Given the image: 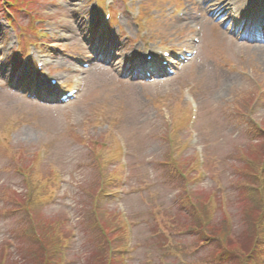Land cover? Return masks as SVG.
Masks as SVG:
<instances>
[{
	"label": "rangeland",
	"instance_id": "1",
	"mask_svg": "<svg viewBox=\"0 0 264 264\" xmlns=\"http://www.w3.org/2000/svg\"><path fill=\"white\" fill-rule=\"evenodd\" d=\"M29 1L42 21L23 12L14 29L0 2L1 261L33 259L23 205L42 228L61 227L62 264H228L214 260L213 247L191 230L188 204L210 217L207 224L231 220L240 234L251 209L264 202L257 180L264 161V46L256 41L263 36L227 29L237 25L234 14L241 27L251 26L245 19L264 0H164L151 10L155 19L143 14L152 44L134 43L141 29L131 10L140 0L133 8L123 0ZM180 3L186 19L161 16L166 5ZM193 32L201 37L199 53L175 76L123 77L146 63L145 53L196 47ZM21 62L23 77L11 85ZM39 62H47L44 84L34 71ZM58 76L70 85L80 77L81 93L44 102L51 94L42 87ZM27 89H40L39 97L28 98ZM193 107L197 118L189 125Z\"/></svg>",
	"mask_w": 264,
	"mask_h": 264
},
{
	"label": "trees",
	"instance_id": "2",
	"mask_svg": "<svg viewBox=\"0 0 264 264\" xmlns=\"http://www.w3.org/2000/svg\"><path fill=\"white\" fill-rule=\"evenodd\" d=\"M6 8L14 10L16 16H21L23 12L27 14L31 11V21L38 20V16L30 7L32 1L29 0H0ZM30 28L34 29V24L31 23ZM259 175L257 180L261 188L259 191L262 193L264 190V161L259 166ZM257 173V172H256ZM28 185H31L30 183ZM193 215L191 217V230L200 236L201 241L210 245L214 249V260L225 261L228 264H264V202L259 206L258 211L251 209L248 217L247 230L243 228L240 234L232 226L231 220L224 222L220 221L207 224L210 218L208 215L204 218L201 208L191 207ZM23 206V205H22ZM263 207V209H262ZM26 210H30L28 206H24ZM252 213V214H251ZM252 220V221H251ZM35 222L32 216L28 219V228L25 234L30 235L36 247L32 253L33 259L30 260L25 257V261L29 264H62V248L64 247L65 234L61 232L62 229L56 222L51 227ZM3 257V256H2ZM0 264H14L7 262L4 258ZM112 260V259H111ZM105 264H112L110 263Z\"/></svg>",
	"mask_w": 264,
	"mask_h": 264
},
{
	"label": "bare ground",
	"instance_id": "3",
	"mask_svg": "<svg viewBox=\"0 0 264 264\" xmlns=\"http://www.w3.org/2000/svg\"><path fill=\"white\" fill-rule=\"evenodd\" d=\"M262 53H264V52H262Z\"/></svg>",
	"mask_w": 264,
	"mask_h": 264
}]
</instances>
